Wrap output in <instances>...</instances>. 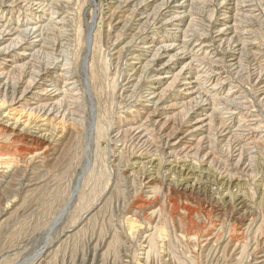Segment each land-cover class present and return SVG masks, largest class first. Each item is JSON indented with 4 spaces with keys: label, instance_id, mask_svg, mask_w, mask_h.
I'll return each instance as SVG.
<instances>
[{
    "label": "rangeland",
    "instance_id": "rangeland-1",
    "mask_svg": "<svg viewBox=\"0 0 264 264\" xmlns=\"http://www.w3.org/2000/svg\"><path fill=\"white\" fill-rule=\"evenodd\" d=\"M117 1L58 4L66 27L52 31L49 49L27 69L5 76L8 98L14 86L37 78L59 59L58 67H67V77L77 81L79 103L73 108L79 111L74 121H41L36 113L0 102V157L9 156L0 169L12 174L4 179L8 187L0 199V264H264V0L191 3V29L211 43L222 17L236 15L237 37L214 40L212 50L223 83L216 97L229 89L239 97L219 101L203 85L199 102L218 110L211 123L216 131L208 130L211 142L200 145V152L171 164L159 131L148 132L146 142L118 133L140 118L149 76L139 70L128 83L129 63L145 36L162 30L152 19L167 0L152 1L150 20L137 30L134 14L142 7L124 11ZM238 2H246L248 10H236ZM1 10L15 21L30 13ZM232 107L233 117L226 114ZM184 113L171 122L172 130L181 127ZM236 124L243 125L236 130ZM12 125L19 135H12ZM36 126L47 136L38 138ZM223 131L232 135L226 138Z\"/></svg>",
    "mask_w": 264,
    "mask_h": 264
},
{
    "label": "bare ground",
    "instance_id": "bare-ground-1",
    "mask_svg": "<svg viewBox=\"0 0 264 264\" xmlns=\"http://www.w3.org/2000/svg\"><path fill=\"white\" fill-rule=\"evenodd\" d=\"M139 1L140 0L117 1V4L120 5L124 11H128L129 8L134 9V7L135 9H137L138 5H140V8L142 7L141 9L142 11L140 13H137L136 11V13L134 14L135 23H133L132 28L136 30L138 27L139 28L142 27V25L144 27V23L146 24V22L150 20L149 18L150 13H148L147 11L148 8L151 6L152 1L154 0H148L146 2L147 4L144 3L143 5L139 3ZM66 2L67 0H1L0 1V5H1L0 7L3 9L6 8L9 14H12L14 10L17 11V9L21 11L22 10L28 11L31 13V14L27 13L26 16L23 17L24 18L23 20L17 19L19 21H15L12 18L9 19L6 18L4 15V11L3 10L0 11V97L2 95L0 102H2V104H8L9 107H13L15 110L36 113L38 118L41 119V121H48L49 119L50 120L63 119L66 117L71 120L76 115L75 113L76 110L74 111L73 105L75 106L78 105L77 103H79L78 102L79 98L77 97L78 90L75 91V87L77 86V85L75 86V84L77 81H75V79L73 78L67 77L68 75H66L67 73L64 70V68L67 67L65 66L64 68L62 66L61 68L58 67L57 62H59L60 60L59 59L53 60V63H51L49 67H46L47 69H44L41 75L39 76L35 75L37 76V78L35 79L29 78L24 82L21 81L20 78L21 82L16 86H14L13 88L11 87L12 88L10 91L11 95L8 98L5 97V92L7 89L6 86L7 82L5 81V76L9 72L12 73L11 72L12 70L13 71L18 70L21 72L27 69L33 63L34 58L36 57L37 54L49 49L46 42L48 36L51 35L52 31L66 27L65 25L67 24L66 23L67 21L65 20L66 21L65 22L63 20L62 10L57 7L58 4L66 3ZM193 2L194 3L199 2V0H167V2H164L161 6L162 7V9L160 10L161 14H158L152 19L153 22L156 21L157 19L158 26L162 30L161 31L157 30L158 32L145 36L143 42L140 43V45H138L136 48L137 53H134L133 55L131 54L132 55V57L130 56L131 62L129 63L131 72L130 75H128L130 78L129 80H127L128 83L134 79V78L132 79V76H135L136 75L135 73L137 71L147 70L148 72L146 73L147 75L145 76L146 78L147 76H149L148 77L149 85L148 87H146L144 95L143 96L140 95L142 97L140 98V100L142 99L141 108L139 109L140 118L130 121V123L126 124L129 126H126L125 129L120 128V130L118 131V133L121 132L124 136L128 134L131 135V137L138 142H146L148 132L153 130L159 131L161 138L164 139V145H165L164 148L166 151L165 153L168 157L167 159L170 160L168 161V163L170 162V164L173 163L174 161L177 162V160H182L185 158L188 159V157H190L192 153L195 154V152L197 153L200 152L199 151L201 149L200 145H202L203 143L209 144L211 142L210 140L211 135L209 131L211 132L212 129L216 131V129H214L211 123L213 122L212 119H214L213 114L214 113L216 114L218 110H215L216 108L210 107L208 105L209 103L207 104L205 102H199L200 100L199 97L201 91H204L203 85H205L206 86L205 88H207L208 90L204 92L208 94V97L210 95L212 96V98L213 97L217 98L216 96L220 91L216 88L219 84H223L221 81L220 83H218L220 78H218L217 76H220L221 72L218 71L219 69L217 70L218 55L213 53L215 50L214 51L212 50V46H213L212 43L214 42V40L218 41V44L223 42L227 43L230 40H232V38L237 37L235 35V30L233 31V28L237 25L235 22L236 19L235 14L232 17H228V15L222 17L224 22L218 29H215L216 30L215 37L212 38L213 40L212 43L210 42L211 40L209 42L203 40V38L200 35L195 36L197 35L196 34L197 32L194 33V31L191 29L193 23L191 24L189 19L190 17L189 15L191 13L189 9L192 10L193 6L191 5V3ZM245 4L247 3L243 2L242 4H240V2H238L237 6H235L238 8L237 9L235 7L234 8L236 10H239V7H241V9L243 8L247 9L246 8L247 6H245ZM242 11L246 12V10H242ZM231 18L232 20H230ZM14 21L15 24L13 23ZM120 23H121L120 20L117 19L115 25H119ZM90 26H89V32H90ZM22 27L25 28L23 29ZM142 29L143 28H141V30ZM231 29H232V33H231ZM141 30L139 32H141ZM133 33L136 34L135 32ZM194 36L198 37V39H195ZM202 36L205 35L202 34ZM209 36H210L209 38H211V34ZM244 45L241 44V47L242 46L244 47ZM246 45L252 47L254 43H252L251 41H247ZM221 49L222 48H220V50ZM165 58L168 59L161 62V60ZM229 58L231 61H235L237 57L231 56ZM201 63L205 64L207 68L201 67L200 66ZM179 65L180 67L178 68ZM68 72H70V70ZM87 74H83V77L85 78H82L84 80L83 82L86 87L89 81V77H86ZM262 79L264 78H261V80ZM60 81H61L60 84L62 85L59 87ZM87 94H88V99L91 102L93 99L90 97L89 92H87ZM218 97L219 98H217L216 100L233 102L234 100L238 99L239 96L237 95L235 96V92L230 91L229 89V91L225 92L223 96H218ZM6 98L8 100H6ZM239 101L241 102L242 100ZM228 109H227L228 112L226 113L228 114V116L233 117L237 114V112L233 110V107L230 108L229 110ZM182 110H185V113L182 115V119L180 121L182 125L179 129L172 130L170 124L171 122L175 121V118L180 114V112H182ZM78 117L80 116L78 115ZM224 118H226V116ZM226 120L228 121V119ZM241 122L242 120H240L239 118L238 123ZM249 124L252 125L251 121L249 122ZM15 125L14 126L12 125L13 127L11 128L12 135L13 133L19 135L21 130L14 132V128H17L15 127ZM46 125L47 122L46 124H42L40 126H46ZM242 125L243 124H238L236 126V130L239 129ZM40 128L41 127L39 126L35 128L34 130L35 133L39 134L41 132L40 130H43ZM46 131L49 130L46 129ZM231 133H232L231 131H227V132L225 131L222 136H226V138H228L232 135ZM37 136H39L38 138H44L45 136H47V134L44 133V134H39ZM249 136L251 137V134ZM38 153H36V155ZM203 154L205 159L209 156L208 152ZM8 157H9L8 154L7 155L4 154L2 157H0L1 158L0 167L3 166V164L8 163ZM241 163L242 162L240 160L238 162V166ZM176 164H173V166H175ZM1 173H2L1 175L2 180H0V199L4 193L5 185L8 187V183L7 181L5 182L4 179L6 177L10 178L9 175H12L9 174V170L3 171L0 169V174ZM260 258L263 259L262 261H260L263 263L264 255H262Z\"/></svg>",
    "mask_w": 264,
    "mask_h": 264
}]
</instances>
